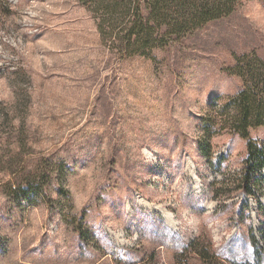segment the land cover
<instances>
[{
	"label": "rangeland",
	"instance_id": "obj_1",
	"mask_svg": "<svg viewBox=\"0 0 264 264\" xmlns=\"http://www.w3.org/2000/svg\"><path fill=\"white\" fill-rule=\"evenodd\" d=\"M85 1L0 0V264H264V195L216 199L200 150L235 55L264 58V0L126 60ZM212 144L241 167L246 140Z\"/></svg>",
	"mask_w": 264,
	"mask_h": 264
},
{
	"label": "trees",
	"instance_id": "obj_2",
	"mask_svg": "<svg viewBox=\"0 0 264 264\" xmlns=\"http://www.w3.org/2000/svg\"><path fill=\"white\" fill-rule=\"evenodd\" d=\"M84 3L95 14L103 43L119 60L134 56L155 58L156 49L193 36L210 23L228 17L239 6V0H86ZM227 72L239 77L242 85L225 100L216 97L209 102V109L202 117L200 150L220 176L211 184L216 199L228 198L241 190L248 196L259 197L262 204L264 141L253 138L251 132L264 127V58L256 51L235 55V62ZM227 132L240 136L247 144L241 167L224 172L225 157L215 155L212 141ZM63 178L64 174L57 172V180ZM18 190L17 197L33 203V188L25 186ZM197 253L204 256L207 251L201 248Z\"/></svg>",
	"mask_w": 264,
	"mask_h": 264
}]
</instances>
